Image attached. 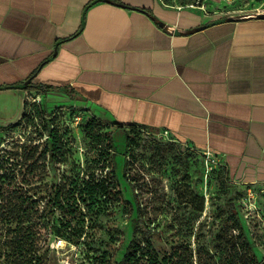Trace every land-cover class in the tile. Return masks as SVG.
Returning a JSON list of instances; mask_svg holds the SVG:
<instances>
[{"label": "crops", "instance_id": "1", "mask_svg": "<svg viewBox=\"0 0 264 264\" xmlns=\"http://www.w3.org/2000/svg\"><path fill=\"white\" fill-rule=\"evenodd\" d=\"M260 13L264 0H0V125L23 117L29 93L53 97L167 132L218 156L233 182L263 185ZM239 14L252 16L224 20Z\"/></svg>", "mask_w": 264, "mask_h": 264}, {"label": "rangeland", "instance_id": "2", "mask_svg": "<svg viewBox=\"0 0 264 264\" xmlns=\"http://www.w3.org/2000/svg\"><path fill=\"white\" fill-rule=\"evenodd\" d=\"M166 1L190 3L200 0ZM37 97L29 93L26 100L38 102L34 101ZM42 103L50 112L66 102L49 97ZM64 108L71 113L70 118L62 121L72 127L73 142L66 146L62 157L49 153L46 160L34 164V169L30 165L32 161L25 160L27 151L22 142L29 143L30 138L38 136L36 126L25 123L0 133L3 186L18 188L29 194L31 200H39L41 210L47 205V211H50L48 197L43 196H48L58 184H66L69 188L70 180L76 176L88 177L94 172L102 177L109 169H102L100 146L92 144L82 125L74 122V112L83 108L76 105H65ZM109 131L103 129L102 132ZM125 142V131L115 129L112 154L122 198L112 204L108 202L109 213L93 214L86 219L83 234L73 233L71 241L54 235L51 226L67 219L80 226L79 214L72 217L61 210L53 211L51 216L55 223L42 229L48 238L42 242L44 249L48 248V264H110L120 260L140 221V214L141 227L156 234L158 247L170 249L189 244L194 260H199L202 255L203 263L222 261L224 264L232 254L230 259H235L230 264H240L243 260L250 261L249 244L254 262L264 264V184L235 183L228 179L218 156L189 147L171 136L152 132L137 133L135 155L125 170ZM42 149L43 143L38 152ZM38 216L39 213L32 210L26 226L37 230ZM31 228L24 231H32ZM29 236L33 238L34 234ZM138 240H141L140 235ZM2 241L4 235L0 229V251Z\"/></svg>", "mask_w": 264, "mask_h": 264}, {"label": "trees", "instance_id": "3", "mask_svg": "<svg viewBox=\"0 0 264 264\" xmlns=\"http://www.w3.org/2000/svg\"><path fill=\"white\" fill-rule=\"evenodd\" d=\"M35 87L44 91L47 90L43 86L38 85ZM67 111L69 110L65 109L64 106H58L49 112L44 108L43 103L26 100L23 117L18 122L8 126L0 125V133L7 128L17 127L25 123L29 126H36L38 136L30 138L29 143L22 142V146L27 151L25 152V160L32 161L30 165L34 169V164L39 160H46L49 153L62 157L66 146L73 142L72 127L69 124H63L65 121H62L66 117H71V113ZM76 114L74 112L73 118ZM80 124L85 135L90 138L91 143L100 146L102 169L109 168L106 175L101 177L91 172L88 177L83 176L80 178V176H76L70 180L69 188L66 184H58L53 192L48 196H43L45 199L48 197L47 202L51 207L50 211H47V205L41 210L39 200H31L29 194H25L18 188L7 189L4 187L2 182L4 174H0V229H2L4 235V241L1 242L0 264H48V248L44 249L45 243H42L47 241L48 238L47 234L42 232V229H47L52 222L55 223L51 216L53 211L61 210L63 213L72 215V217L79 214L82 221L80 226L72 224V219L51 226L54 235L71 241L73 233L77 236L83 234L86 219H90L93 214L109 213L108 202L112 204L122 198L119 179L116 175V164L112 154L115 151L114 130L121 128L126 133L125 170L128 169V165L132 161L131 158L135 155L137 133H157L136 124L105 122L94 114L88 113V111L84 113L82 121L77 125ZM103 129H109L110 131L102 132ZM42 143L44 149L38 152ZM224 168L228 179H230L225 165ZM126 175L129 176L128 172H126ZM32 210L39 213L37 230L32 229L31 226H26L31 219ZM232 214L235 218H238L235 212ZM139 219L140 221L134 227L133 237L125 253L120 260L110 264H223L222 261L220 263L215 261L203 263L202 255L199 256V260H194L193 250L189 244H181L178 247L172 246L170 249L156 246L155 240L159 238L153 231L141 227L142 214L139 215ZM26 228H31L32 231H24ZM30 234H34V237L31 238ZM138 235L141 236V240H138ZM29 237L31 240H28ZM27 245L32 247L33 250L26 248ZM247 245L250 249V261L243 260L240 264H258L254 262L252 246ZM231 256L232 254L227 257L229 259L224 264L232 263L231 261L235 258L230 259ZM1 257H3V260Z\"/></svg>", "mask_w": 264, "mask_h": 264}, {"label": "water", "instance_id": "4", "mask_svg": "<svg viewBox=\"0 0 264 264\" xmlns=\"http://www.w3.org/2000/svg\"><path fill=\"white\" fill-rule=\"evenodd\" d=\"M109 1H112V0H109ZM122 5L125 6V4H122ZM251 16H252L251 14H239V15H235V16H228L224 20H233V21H235V20H242L244 18L251 17ZM257 17L264 18V13L258 14ZM165 28H166L167 31H169L171 33L174 32V28L172 26H170V25H165ZM197 30H198L197 28H194V29L189 30L188 32L191 33V32H195ZM28 85H29V81L25 82L22 87L23 88H26V87H28Z\"/></svg>", "mask_w": 264, "mask_h": 264}, {"label": "built area", "instance_id": "5", "mask_svg": "<svg viewBox=\"0 0 264 264\" xmlns=\"http://www.w3.org/2000/svg\"><path fill=\"white\" fill-rule=\"evenodd\" d=\"M34 101H38V102H41V103H42V100L39 99L38 97H37ZM85 112H86V110H84V109H81V110H79V111L77 112V114H76L75 117H74V122H75L76 124H79V123L82 121ZM160 134L167 135V132H164V133L162 132V133H160Z\"/></svg>", "mask_w": 264, "mask_h": 264}]
</instances>
